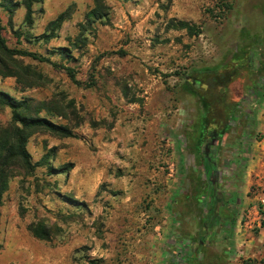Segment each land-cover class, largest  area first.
Returning a JSON list of instances; mask_svg holds the SVG:
<instances>
[{
  "label": "rangeland",
  "instance_id": "1",
  "mask_svg": "<svg viewBox=\"0 0 264 264\" xmlns=\"http://www.w3.org/2000/svg\"><path fill=\"white\" fill-rule=\"evenodd\" d=\"M5 1L0 91L70 136L28 138L46 163L2 194L0 264H264V0Z\"/></svg>",
  "mask_w": 264,
  "mask_h": 264
},
{
  "label": "trees",
  "instance_id": "2",
  "mask_svg": "<svg viewBox=\"0 0 264 264\" xmlns=\"http://www.w3.org/2000/svg\"><path fill=\"white\" fill-rule=\"evenodd\" d=\"M42 0H21L19 5H21L25 10V18L27 20L30 19L31 15V7L32 5L41 3ZM15 3H11V0H7L3 3L4 7H8L10 5H14ZM90 17H99V13H96L95 10H91L89 13ZM62 21V15H59L55 20L56 23ZM181 29L186 30V32L190 35H197V31L193 28V26H188L187 24L178 23ZM59 52H64L65 49H58ZM18 54L31 56L33 55L29 53L19 52ZM248 59L244 61L247 63ZM241 68L242 66L239 65ZM253 69L257 70L256 63L253 66ZM215 74V73H214ZM67 75L69 79L78 84L75 81L73 74L70 71H67ZM217 76V75H216ZM228 79L225 77H217L211 78L212 87H220L226 85ZM255 84H251L246 90L245 93L240 95L241 93L236 92L235 88L231 85V91L234 96H240L239 99L244 98L245 94H248ZM261 97V95H260ZM258 98L259 100L261 98ZM41 103L33 102L29 99L25 100H15L6 93L0 91V106L7 107L11 111L10 121L0 127V204L2 194L6 191L9 181L17 176L20 172L28 173L33 170L34 166H40L42 163H46V161L41 160L35 163L33 166L30 163L29 155L26 151V143L28 138L38 130H45L55 136L61 137H69L70 133L63 127L55 125L50 121L46 120L43 117H39L38 114L43 108L40 106ZM213 122L218 123L216 117H212ZM229 120V119H228ZM227 120V121H228ZM214 134V133H213ZM69 165L64 166V169H52L49 167V172H59L65 173L68 171ZM234 223V218L229 217L224 225L227 228H231ZM27 231L36 239L39 240H47V233L43 229H34L31 225L26 227Z\"/></svg>",
  "mask_w": 264,
  "mask_h": 264
},
{
  "label": "flooded vegetation",
  "instance_id": "3",
  "mask_svg": "<svg viewBox=\"0 0 264 264\" xmlns=\"http://www.w3.org/2000/svg\"><path fill=\"white\" fill-rule=\"evenodd\" d=\"M193 79H191L192 81ZM214 135V134H212ZM209 144V142H206V145ZM206 149L204 148V154H205V159H208L207 158V155L205 153ZM215 176V175H214ZM209 187H208V192H209V195L210 197H212V221L213 222H216L218 220V212L220 209L222 208H225V203L223 202L222 200V195L220 192H218V190L216 189V185L214 183V181H210L209 182ZM209 201V199L207 200V202ZM210 218H208L207 216V221H209Z\"/></svg>",
  "mask_w": 264,
  "mask_h": 264
},
{
  "label": "built area",
  "instance_id": "4",
  "mask_svg": "<svg viewBox=\"0 0 264 264\" xmlns=\"http://www.w3.org/2000/svg\"><path fill=\"white\" fill-rule=\"evenodd\" d=\"M261 202H263V200H261Z\"/></svg>",
  "mask_w": 264,
  "mask_h": 264
}]
</instances>
